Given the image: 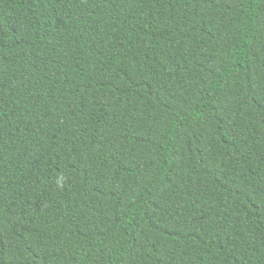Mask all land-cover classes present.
<instances>
[{
	"label": "trees",
	"instance_id": "16d2710c",
	"mask_svg": "<svg viewBox=\"0 0 264 264\" xmlns=\"http://www.w3.org/2000/svg\"><path fill=\"white\" fill-rule=\"evenodd\" d=\"M0 264H264V0H0Z\"/></svg>",
	"mask_w": 264,
	"mask_h": 264
}]
</instances>
